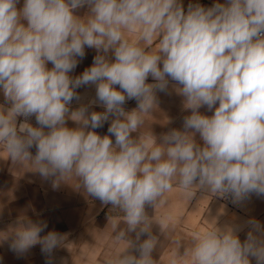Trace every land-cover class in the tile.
<instances>
[{
	"label": "clouds",
	"instance_id": "1",
	"mask_svg": "<svg viewBox=\"0 0 264 264\" xmlns=\"http://www.w3.org/2000/svg\"><path fill=\"white\" fill-rule=\"evenodd\" d=\"M18 3L0 0V92L7 105L0 104V147L54 188L73 177L88 197L122 213V224L113 219L112 228L127 247L107 264H156L159 237L146 207L154 209L174 186L190 197L199 190L233 203L264 196V0L189 4L187 12L180 0ZM85 6L87 14L77 15ZM86 47L97 55L73 77ZM170 80L191 113L183 130L171 129L160 143L152 132L151 144L133 136ZM90 84L96 101L71 109L76 89ZM130 99L137 107L125 111ZM96 102L104 111H89ZM204 106L211 116L199 111ZM32 116L38 126L27 122ZM109 120L110 135H99L95 129ZM246 224L243 242L240 225L216 223L196 235L191 264H264V225L254 218ZM46 229L47 222L21 214L0 242L18 255L40 245L46 264H54L66 236L41 235Z\"/></svg>",
	"mask_w": 264,
	"mask_h": 264
},
{
	"label": "crops",
	"instance_id": "2",
	"mask_svg": "<svg viewBox=\"0 0 264 264\" xmlns=\"http://www.w3.org/2000/svg\"><path fill=\"white\" fill-rule=\"evenodd\" d=\"M180 2L187 12L189 4H200L208 8L215 3L227 4L228 0H180ZM22 6L23 0H19L17 7ZM87 12V6L76 10L79 16H84ZM125 37L129 41H135L138 34L125 32ZM157 46L158 41H154L151 48L154 50ZM96 55L95 49L86 47L85 56L82 59L77 58L78 65L70 75L75 77L82 74L92 65ZM109 58L114 59V56L109 54ZM48 67H52L51 63ZM147 82L155 81L149 77ZM177 87L179 85L170 80L167 91H157V107L144 115L139 133H133V136L141 134L151 144L152 132L157 143H160L162 135L171 129L183 130L184 117L191 113L184 108V98L177 93ZM76 92L79 100L72 101L71 109L96 101L95 85L81 86ZM0 104H5L2 92ZM136 107L135 99L127 100L124 104L125 111H131ZM89 111L102 112L104 108L96 102L91 103ZM199 111L208 116L213 114L206 106L201 107ZM24 120V117H18L17 123ZM27 122L38 126L34 116L29 117ZM109 124L110 120L95 131L101 136L110 135ZM67 126L77 125L68 120ZM111 138L115 143V137ZM195 138L202 144L198 134ZM30 151L35 155V147ZM33 170L28 164L12 162L8 153L0 147V239L23 214L33 221L47 222V229L41 235L54 230L66 236V247L53 252L54 264H107L109 259L127 247L126 242L115 239L112 228L113 219L119 220L122 224V213L111 209V205L104 206L99 200L88 197L82 189L77 188L78 182L73 177L66 178L59 187L54 188L51 179L44 180ZM193 193L194 195L190 197L179 187L174 186L164 194L154 209L151 206L146 207L148 215L152 216L154 221L153 234L159 237L153 253L156 264H172L174 256L176 264H191L190 250L193 238L214 227L216 223L221 227L240 225L242 230L237 234L242 242L250 230L246 221L254 218L264 225V196L252 195L239 203H233L231 197L221 198L199 190L197 192L193 190ZM144 238L146 237L141 239ZM184 252H188L187 257L183 256ZM46 259L40 245L32 247L23 255H18L10 250L8 241L0 242V264H46ZM252 264H255L254 259Z\"/></svg>",
	"mask_w": 264,
	"mask_h": 264
}]
</instances>
